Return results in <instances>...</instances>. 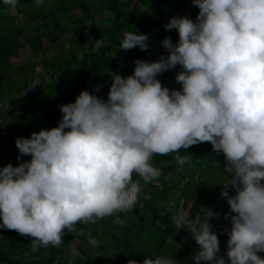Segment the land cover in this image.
<instances>
[{
	"label": "clouds",
	"instance_id": "9594fccd",
	"mask_svg": "<svg viewBox=\"0 0 264 264\" xmlns=\"http://www.w3.org/2000/svg\"><path fill=\"white\" fill-rule=\"evenodd\" d=\"M35 2L39 7L44 0ZM17 3L3 0L12 10ZM192 5L199 9L195 21L174 16L164 25L179 36L175 44L170 37L162 41L166 58L134 61L132 75L112 74L106 100L84 90L60 106L58 126L16 139L17 160H31L0 168V228L30 237L35 251L59 247L65 230L76 231L77 223L95 224L132 209L139 192L133 174L145 183L161 175L150 163L154 155L207 142L216 156L223 154L228 174L221 184L231 223L223 229L228 251L220 255L209 223L219 214L209 209L194 216L178 210L171 221L176 234L186 230L198 245L193 264H264L258 255L264 252V0ZM102 44L94 41L97 49ZM136 48L147 52L149 36L125 32L120 49ZM177 66L181 88L170 90L157 76ZM174 160L183 165L188 157ZM88 243L99 242L90 236ZM143 264L175 262L156 257Z\"/></svg>",
	"mask_w": 264,
	"mask_h": 264
},
{
	"label": "trees",
	"instance_id": "16d2710c",
	"mask_svg": "<svg viewBox=\"0 0 264 264\" xmlns=\"http://www.w3.org/2000/svg\"><path fill=\"white\" fill-rule=\"evenodd\" d=\"M198 12L192 0H44L39 7L35 0H18L14 10L0 0V101L6 100L2 93L8 88L6 77L16 81L15 72L22 75L21 86L26 92L19 97L25 106L22 118L14 120L12 111L0 115L4 118L0 123V157L7 156L0 168L30 161V156L17 160L16 139L58 126L63 115L60 106L74 103L82 91L106 100L112 74L130 76L134 61L166 58L169 53L162 38L170 37L175 44L179 36L175 30L167 33L164 25L174 16L188 15L195 21ZM134 31L149 36L147 52L120 49L124 33ZM26 32L32 35L26 37ZM99 39L103 44L94 52V41ZM52 46L58 52L47 57ZM23 52L27 61L12 71V58ZM36 60L39 64L34 66ZM180 70L177 66L157 79L170 90H180L181 85L175 82ZM43 71L46 75L41 77ZM46 80V85H40ZM36 81L39 84L31 89ZM177 154L188 161L178 164L174 160ZM150 163L161 175L145 183L133 174V180H139V192L132 209L95 224L77 223L76 231L65 230L59 247L49 245L35 251L30 237L0 228V264H128L130 260L143 264L145 258L156 257L193 264L191 256L198 245L186 230L176 234L171 221L180 209L194 216L201 208L219 214V219L209 223L218 236L220 255L226 256L229 237L223 229L230 230L231 223L224 216L229 206L221 197V184L228 180L223 154L216 156L211 144L205 142L178 153L154 155ZM229 195L235 192L229 189ZM117 218L125 223H115ZM90 236L99 242L97 246L88 243ZM258 255L264 259V252Z\"/></svg>",
	"mask_w": 264,
	"mask_h": 264
},
{
	"label": "rangeland",
	"instance_id": "374dc122",
	"mask_svg": "<svg viewBox=\"0 0 264 264\" xmlns=\"http://www.w3.org/2000/svg\"><path fill=\"white\" fill-rule=\"evenodd\" d=\"M95 1L98 2V0H95ZM20 22L18 23L19 25L22 24V22L21 23ZM167 33H168V31H167ZM31 35H32V32L24 33V36H26V37L31 36ZM68 36L69 35H67L66 37H68ZM166 37L167 36L163 37L162 39H165ZM93 51L95 52L96 48ZM57 52H58L57 49L54 46H52V47H50L49 52L46 53V56L52 57V55L56 54ZM159 59H161V58H157L153 61H157ZM11 61H12V66H13L12 71H14V69H16L19 65H23L27 61V54L24 52L20 53V55L18 57H13ZM153 61H151V62H153ZM37 64H39V60H36V63L34 66H36ZM38 70L42 71L41 68ZM15 73H16V78H17L16 81H12L11 77H6L8 88L2 90V93L6 96V100L4 103L0 101V115L4 114L6 111H12V113H11L12 118L14 120H17L19 118H22V113H23L24 108H25L23 101L19 97H22L23 95H25L26 92H25V90H23V87L21 86L20 79H21L22 75L19 72H15ZM45 75H46V72L43 71L41 74V77H43ZM48 81L49 80L41 81V82L38 81V82H40V85L43 86V85H46V83ZM3 121H4V118L0 117V123ZM3 133L5 134L6 131H4ZM0 151L2 152V148H0ZM6 158H7L6 155H4L3 157H0V162L5 161ZM184 211L186 213H188L187 209H185ZM74 252H75V250H74Z\"/></svg>",
	"mask_w": 264,
	"mask_h": 264
}]
</instances>
